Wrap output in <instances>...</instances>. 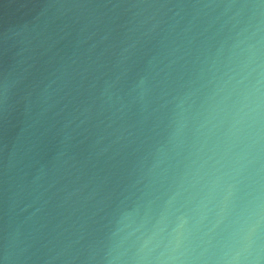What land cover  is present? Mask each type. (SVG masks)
Wrapping results in <instances>:
<instances>
[{
  "label": "water",
  "instance_id": "1",
  "mask_svg": "<svg viewBox=\"0 0 264 264\" xmlns=\"http://www.w3.org/2000/svg\"><path fill=\"white\" fill-rule=\"evenodd\" d=\"M0 264H264V0H0Z\"/></svg>",
  "mask_w": 264,
  "mask_h": 264
}]
</instances>
